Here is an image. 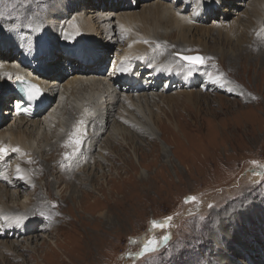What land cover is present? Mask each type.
Masks as SVG:
<instances>
[{
    "label": "rangeland",
    "instance_id": "1",
    "mask_svg": "<svg viewBox=\"0 0 264 264\" xmlns=\"http://www.w3.org/2000/svg\"><path fill=\"white\" fill-rule=\"evenodd\" d=\"M28 1L47 8L44 14L36 10V17L41 15L43 21L57 19L56 27L41 33L40 38L13 34L5 25L7 21L16 24L23 11L22 6L9 2ZM64 1L0 0V39L7 42L3 36L13 35L0 50L13 51L11 63L15 64L19 55H24L23 44L40 43L54 36L40 44V49L54 54L47 55L42 70L57 73L54 80L62 90L33 122L19 129L13 115L0 122L1 128L13 130L15 137L25 132L26 140H32L31 146L23 150L16 141L11 144L9 137L0 138V148L7 150L0 153V162H5L0 186H7L4 193L0 190V226L10 220L35 228L20 233L15 226L0 235V264H264V1L261 25L245 32L241 43L233 34L227 41L226 32L238 22L242 27L248 22L253 0H78L74 10L68 12L62 11ZM160 4L192 20L191 29L179 35L169 20L154 18L162 26L153 33L154 39L184 46L180 47L184 51L173 48L174 63L165 62L163 47L150 46L148 39H142L140 28L135 34L145 48L131 54L130 36L119 29L118 18L124 14L140 15ZM64 13L67 19L56 18ZM79 16L96 26L95 33L98 31L103 43L93 46L102 50L97 67L90 71L93 76L88 83L78 85L72 95L65 85L75 76L72 69L82 65L78 59H83L75 52L77 61L64 63L62 58L74 53L71 50L75 45L65 40L58 46L55 43L65 21L73 25L71 20ZM108 25L114 31L113 42L104 33ZM242 27L240 31L245 30ZM64 30L68 37L67 26ZM73 32H78L76 26ZM28 34L31 36L33 31ZM81 37L87 49L77 48L93 50L94 38L83 33ZM251 39L261 40L260 46L251 48ZM246 48L250 50L240 58ZM144 53L153 54L151 61L147 62ZM196 53L203 56V63L185 61L184 55ZM89 58L85 62L88 66L94 61ZM120 64L126 70L117 71ZM128 72L144 79L137 91H127L123 86L128 81L120 82ZM198 75L201 78L196 81ZM13 91L12 86L1 93L8 96ZM186 92L199 96L190 101L169 100ZM144 94L152 97L149 103H140L138 97ZM128 95H134L136 106L129 105ZM5 104L9 105L10 100ZM7 107L0 108V116L4 112L10 115L7 112L11 106ZM107 107L112 111L108 127L94 130V121H100ZM55 108L59 118L48 125L47 117ZM70 108L76 111L74 121L69 117ZM134 127L152 133V140L130 134ZM85 133L90 137L84 144ZM60 137L76 147L82 144L85 150L65 159V166L77 173L67 177L63 171L66 183L54 184L52 181L61 175L54 165L59 153L46 145H55ZM30 152L43 166L25 160L31 157ZM47 162L50 166L46 168ZM128 165L135 169L127 170ZM16 168L24 175L32 174L35 185H19L12 175ZM39 197L43 202L36 203ZM18 207L23 211L8 214V210ZM26 210L31 216L42 211L51 217L30 218ZM152 240L157 244L150 245ZM5 244L11 249L6 250Z\"/></svg>",
    "mask_w": 264,
    "mask_h": 264
},
{
    "label": "bare ground",
    "instance_id": "2",
    "mask_svg": "<svg viewBox=\"0 0 264 264\" xmlns=\"http://www.w3.org/2000/svg\"><path fill=\"white\" fill-rule=\"evenodd\" d=\"M264 0H253L252 2V6L254 8V10L251 11L253 13H250L249 14V20L247 23H245V25L242 27L241 26V23H236L235 25H233L232 27H230V29L227 31L226 29V33H227V41H231L229 39V37L231 36V34H233L234 37H236L239 41L238 43H241V39L244 38V36L242 35H245V32H248L249 30L251 31L252 29H254L255 27H258L261 25L262 21V10H261V4ZM166 3V2H165ZM10 5H14L15 7H19L22 6L23 8V11H21L19 13V19L17 20L16 24L13 23L11 24L9 21H7L5 23V25H8L7 27L11 30L12 29V33L15 34V33H22L24 34L26 37L28 38H32V37H39L40 34H45L47 31L46 30H50L52 28H55L56 27V23L55 21L57 20H54V19H51L50 21H47V20H41L40 16L41 15H38L36 17V10H38L40 12V14H44L45 10H47V8L44 7V5L42 6L41 4L39 3H33L31 1H28V4H26V2L24 3H11L9 2ZM78 4V0H65L63 3H62V11H65V12H68L70 11L71 9L75 8V5ZM167 4V3H166ZM14 7V8H15ZM67 7H71L70 9H68ZM74 10V9H73ZM53 11V10H52ZM158 12V15L155 16V13ZM52 14V13H51ZM50 15V14H49ZM59 17L56 16V18H59V19H67V15L64 13L63 15H60L58 14ZM36 17V18H35ZM40 17V18H39ZM51 17L54 18V15H52ZM50 17V18H51ZM83 16H79L73 20H71V22H73L74 24L73 25H68V23H66L65 21V24L63 26V28L61 29V32L58 34V38H59V41H58V38H56L57 42L55 43L57 46L59 44V42L65 40V42L69 45L73 42V45H75L71 52H74V53H69L67 56H64L65 58H62V60H64V63H68V62H71L74 60L77 61L78 57L75 56V52H77L78 49L77 47H80V48H84L83 45V39L81 37V34L83 33L84 36L88 37V38H94L93 39V43L94 44H91L92 47L95 46V47H99V46H102V43H103V40H100L98 39V34L96 31L95 33V27L93 26V24H91L90 20L88 18H82ZM35 18V19H34ZM81 18V19H80ZM154 18H159V20H169L171 22V25L172 27H174L175 30L179 31V35H182L183 34V31L184 29L186 28H190L191 29V25H189V23L192 21L190 20V18H188L187 16L179 13L178 11L174 12L171 10V7L170 6H164V5H159V7L157 6H153L152 8L148 9V10H145L143 11L140 15L138 14H135V13H126L124 14L122 17L118 18L120 19V26H119V29L123 30V32H125L126 34H128L130 37V49H129V52L131 54H134L136 53L138 50L142 49V48H145L144 44L142 43V39H148V43L149 45L151 46H159V47H163V57L165 59V62H169V63H174L176 62L177 60H175L173 57H172V53L173 52H176L175 50L177 51H184L183 48H180L181 46L184 47L182 44L180 43H176L175 44H171L170 41H166V40H159V39H154L153 38V33H156L157 31H159L161 29V25H159L157 22H159V20H157L155 22ZM264 18V16H263ZM80 19V20H79ZM77 20L80 22V24H77ZM154 20V22H153ZM67 26V30L65 32V34H68V37H66L64 34H63V31H65V27ZM74 26H76L78 32L77 33H74ZM94 27V28H93ZM244 28L245 30L243 31H240V29ZM100 28V27H99ZM136 28H140V33H141V36L143 37L141 40L139 38H137V35L135 34V29ZM4 29V27H3ZM3 29L1 31H3ZM104 33L106 34V37L109 38V41L113 42V30H111L110 26H105L104 28ZM23 30H25V32H23ZM33 31V34L31 36H29L30 34H28V32H32ZM221 30V29H220ZM219 30V31H220ZM27 32V34H26ZM9 33V32H8ZM5 34V33H4ZM220 35V33H218ZM35 35V36H34ZM140 35V34H138ZM46 36V35H45ZM62 36H65V38L62 39ZM13 37L12 34H7L3 36V38L5 39H8V41L4 42V41H1L0 39V49L6 45V43L9 44L10 41V38ZM54 37V36H52ZM51 36L48 37L47 40H49V38H51V40L53 39ZM16 38V36H15ZM40 38V37H39ZM47 38V36H46ZM231 38V37H230ZM45 39V38H43ZM138 39V40H137ZM236 39V40H237ZM47 40H42L40 43H36V44H27V45H22V46H25V52H24V55L21 54L19 55L20 56V60H16L15 64L14 62L11 63V59L13 56H15V53L13 51L9 52L5 49L3 50H0V104L2 103L3 107L4 106L6 108H9L7 106H11L12 107V99L13 97L11 95L7 96V94L5 95L4 93L2 94L1 91H4L6 92V89H11L12 86L14 87V82L19 78V77H24L26 76L27 74H35L37 76H39L43 81H41V79L37 78L34 76V78L37 80V82L39 83V86L40 88L43 89V94H42V97L43 99H45V104L42 106L44 109L46 107V105H48L50 103V101L54 100L56 97H57V92L59 91L60 93V84H57L55 83V80L54 78L58 75L57 73H54L53 71L51 72H44L45 70H42V67H43V63L44 61H47L45 60V58H47V55H52L54 56L53 52L50 51V50H42L40 48H42V46L40 44H42L43 42L45 43V41ZM252 40V39H251ZM27 41V40H26ZM31 41V40H30ZM253 43L251 45V48H254L253 45H257V46H260V42L258 41H261V40H255L253 39L252 40ZM251 41V42H252ZM28 42V41H27ZM32 43V42H31ZM47 43V42H46ZM17 45V44H15ZM32 47L33 49L29 48L28 47ZM19 46H21V44L19 43ZM34 46H36V50H34ZM256 46V47H257ZM40 47V48H39ZM166 47V48H165ZM14 48V47H13ZM173 48H180V49H175L173 50ZM29 49V50H28ZM74 49V50H73ZM87 49V48H84V50ZM166 49V50H165ZM27 50L29 52H27ZM250 49L246 48L245 50H242V52L239 54V57L242 58L245 56V53L247 51H249ZM102 50H96L94 47H93V50H89V51H78L77 54H79L81 56L82 59H86L88 56L90 57V59L94 60L92 61L91 65L88 66L87 64H85V62L87 61H83L81 59H78L79 61L77 62H81V66L79 68H73L72 70H74V74L75 76L72 77L65 85V88L67 91H69L70 93H72V95H74V91H75V88L80 85L81 83H88L93 70L97 67V63H98V60L99 58H97L99 55H101ZM259 51V50H258ZM128 52V51H127ZM128 52V53H129ZM97 53V54H96ZM100 53V54H98ZM41 54V57L39 56ZM60 54V53H59ZM89 54V55H88ZM93 55V56H92ZM7 56V58L5 57ZM151 56H153V54H149V53H144V57L148 60L147 62L151 61ZM239 57H236V58H239ZM43 58V60H42ZM151 58V59H150ZM133 61L134 58L132 59ZM31 62V63H30ZM75 62V63H77ZM48 63H51V62H48ZM57 63V61H56ZM62 63V62H61ZM53 64V63H51ZM72 64V63H71ZM165 66V65H164ZM34 67V68H33ZM177 67V66H176ZM175 67V69H177ZM67 70L70 71V68L69 67H66ZM117 71H124L126 70V67L124 66V64H120L116 67ZM165 69V68H164ZM175 69L173 71H175ZM192 69H196V68H192ZM192 69H189L190 71H193ZM144 70V69H143ZM65 71V70H64ZM63 71V72H64ZM158 69L155 71V73H158ZM136 72V71H135ZM135 72L134 73H126L125 77L123 79H120V82L121 83H124V81H128V82H125L124 83V89H127V91H137L138 89H140L138 87V84L137 86L135 84H130L129 86H127L126 84L128 83H132V79H134L135 77L137 78V83H140L141 80H144L142 79L141 77L139 76H135ZM172 72V71H171ZM47 73H50L49 76H47L46 74ZM88 73L90 77H87ZM151 76H156L157 75H154V73H149ZM172 74V73H171ZM211 74V73H210ZM212 75V74H211ZM199 77H195L196 81H199L200 78H201V75H198ZM15 78V79H14ZM17 78V79H16ZM54 80V81H52ZM215 81V82H214ZM216 81L217 80H214L213 79V83L216 84ZM6 82V83H5ZM134 83V81H133ZM13 84V85H12ZM141 84V83H140ZM123 84L120 85V87H122ZM126 85V86H125ZM226 86H229L230 87V84H225ZM63 88V87H62ZM45 90H47V94L45 92ZM110 88L107 89V91L109 92ZM62 92V90H61ZM128 93V92H127ZM114 94V93H113ZM113 94H110V95H113ZM131 94V93H130ZM133 94V93H132ZM89 96L92 97V94H88ZM134 96V95H133ZM133 96L132 95H128L126 98H128L129 102H131L129 105L132 106V104L134 106H136L135 103H137L135 101V99H133ZM193 96H199L198 93H189V92H186V93H180V94H177V96H174V97H170L169 100H176V101H179L181 99H184V100H193ZM17 98L19 101H21L22 99L20 98L19 95H17ZM16 98V99H17ZM58 98V97H57ZM90 98V97H89ZM88 98V99H89ZM9 99L10 100V104L9 105H6L5 104V101ZM15 99V100H16ZM138 99L140 100V103L141 102H145V103H149V100L152 99V97L144 94V95H140L138 97ZM12 102V103H11ZM18 105V103H17ZM142 105V104H141ZM148 105V104H147ZM130 106V107H131ZM139 106V105H137ZM49 107V106H48ZM109 108L111 107H107V112L105 113H102L100 116V121L97 122L96 120L94 121L95 123L93 124L94 126V130L95 128H99L100 130L108 127L111 119H112V111L109 110ZM146 109V108H145ZM139 110V109H138ZM57 111L58 109L55 108V112H50L49 116L50 117H47V124L48 125H52V123L54 122V120L56 118H59L57 115ZM140 111V110H139ZM7 113H10V115H5L6 113L4 112V114L2 113V117L0 116V122H5L7 119L10 118L11 115H13L11 118H13L14 120V123L16 124L17 123V127L19 129V127L24 124L26 125L28 122L32 121L33 122V119L35 118V116H38L39 115V111H38V114L36 115L35 113V116L33 117H24V116H21L19 115L16 110H12L7 112ZM85 113V111L83 112ZM76 114V111L73 109V108H70V113H69V117H70V120L71 121H74V115ZM88 113H86L87 115ZM61 116V115H60ZM146 117V116H145ZM119 120V117L117 118V122ZM144 121V120H143ZM125 123V122H122V124ZM147 124V123H146ZM2 126H0L1 128ZM23 127V126H22ZM133 127V126H132ZM41 128V127H39ZM126 128V127H125ZM129 129V128H128ZM127 129V130H128ZM132 129L130 134H134V135H137V136H140V137H145V138H150L152 140V133H148V132H144L143 130H140V129H135L134 128H130ZM13 130L11 129H7V130H3L2 128L0 129V138H3L5 137H9L10 139V143L11 144H15V141L16 143H19L20 146L23 150H26V148H28L29 146H31V138H28L26 140L25 136H23V134L25 132H19V135L17 137H15V134L12 133ZM44 134H48L47 132H45ZM13 135V136H12ZM84 144L85 142L89 139L90 135L88 133H85L84 135ZM13 138H15V140H13ZM47 138H48V135H47ZM59 141V142H58ZM58 143L56 142L55 145H46V146H50V149L52 150L53 147H55L56 149H58L57 151H54L55 153H59V156L57 157L56 160H54V165L57 166V168L59 169V172L55 171L56 173H60L61 175L57 177L56 180L52 181V182H55L54 184L56 183H66L65 181L68 179L67 177L73 175V174H76L77 171L75 169H70V168H67L64 164L65 162V159L71 154V153H79L80 155L82 153H84V146L81 144L80 146L76 147L73 143H64V139L63 137H60L58 139ZM75 141V140H74ZM3 142V141H0V143ZM9 142V141H8ZM59 143H60V147L59 146ZM153 146L155 145V141L153 142ZM58 144V146H57ZM79 144V143H78ZM118 146H122L120 145L119 143H117ZM9 146V145H8ZM45 146V147H46ZM44 147V149H45ZM111 147V146H109ZM114 150V149H113ZM29 151V150H28ZM43 151V150H42ZM110 152V151H109ZM112 152V151H111ZM115 153V152H114ZM26 154V153H25ZM29 154V153H28ZM31 157H29L28 159H25L28 163H35L37 164L38 166H43V165H39L40 163V159H38V156L37 155H33L31 152ZM117 155V154H116ZM2 157V156H1ZM115 160V159H114ZM50 164L47 162L46 163V168L49 167ZM5 167V162L1 161L0 162V176H4L5 174V169L3 170V168ZM56 168V169H57ZM41 169V168H40ZM39 169V171H40ZM44 169V168H43ZM55 169V168H54ZM57 169V170H58ZM135 168H133V165H128L127 166V170H133ZM65 172L67 173V179H64L65 177L63 176V174L61 172ZM43 172V171H42ZM46 172V171H45ZM12 175L14 176L13 179H17L19 181V185H23L24 183L25 184H29L30 182V186H34L35 183H34V179L32 178V174L31 175H24L18 168L15 169V171L12 173ZM41 175V174H40ZM45 175V174H44ZM43 175V176H44ZM48 176V175H47ZM78 175H74V178H77ZM72 178V177H71ZM2 179V177L0 178ZM24 179H26L25 181H23ZM6 181V180H5ZM74 181V180H73ZM47 182V181H45ZM67 183H69L67 181ZM52 186H54L53 183H51ZM73 184H76L73 183ZM8 185H12L11 182L8 183ZM67 185V184H66ZM46 186H50V184H46ZM71 187V186H70ZM7 186L6 185H1L0 186V190H1V193H4ZM44 188V187H43ZM50 188V187H49ZM49 191V190H48ZM54 192V191H53ZM20 194V193H19ZM18 194V195H19ZM54 194V193H53ZM51 195V194H50ZM15 196V194H14ZM43 199V198H42ZM39 200L41 201V197L38 198L37 202H39ZM53 200V198H52ZM74 200V199H73ZM66 201V200H65ZM43 202V201H41ZM53 202V201H52ZM58 202V201H57ZM42 204V203H41ZM44 204V203H43ZM43 206V205H42ZM44 207H45V204H44ZM41 209V208H40ZM42 210V209H41ZM7 211V210H6ZM19 211H23V209L21 207H18V209L16 208H12L10 211L8 210V214H13V213H17ZM28 211L29 210H26L24 213L26 215H29L28 214ZM35 211V210H34ZM37 212V211H36ZM30 218H49L51 217L49 215V213L47 212H42L37 214L34 212V215H29ZM13 217V216H12ZM9 222L6 223H2L1 226H0V235H2V233L6 230V229H9V228H12L11 230H14V227L15 226H18V230L20 229V233L22 231H27V232H33L35 231V228L34 226H32V224L30 226H27V224L25 222L21 223L19 225V222L17 223H13L8 220ZM45 221V220H44ZM3 222L0 220V223ZM46 222V221H45ZM28 223V222H27ZM32 223V221H31ZM34 224V223H33ZM32 226V227H31ZM45 228V225L43 226ZM25 229V230H24ZM16 233V232H15ZM17 234V233H16ZM15 234V235H16ZM20 235V234H18ZM15 245V244H14ZM19 245V244H18ZM4 247L6 248V250H10L11 247L10 245L8 244H5ZM16 247V245L14 246Z\"/></svg>",
    "mask_w": 264,
    "mask_h": 264
},
{
    "label": "snow or ice",
    "instance_id": "3",
    "mask_svg": "<svg viewBox=\"0 0 264 264\" xmlns=\"http://www.w3.org/2000/svg\"><path fill=\"white\" fill-rule=\"evenodd\" d=\"M184 59L191 61V62H194V63H203V58L200 56H195V57L186 56V57H184ZM33 87H35V86H33ZM32 98H33V96L30 95L29 99H32ZM24 111H27V109H24ZM77 143H79V141H77ZM5 151H7V150L4 148H0V153H3ZM14 151H19V149H14ZM165 239H167V237ZM156 244H157V241H155V240L150 241V245L154 246Z\"/></svg>",
    "mask_w": 264,
    "mask_h": 264
},
{
    "label": "water",
    "instance_id": "4",
    "mask_svg": "<svg viewBox=\"0 0 264 264\" xmlns=\"http://www.w3.org/2000/svg\"><path fill=\"white\" fill-rule=\"evenodd\" d=\"M186 56H191V57L200 56V57L203 58V56L201 54H199V53H196V54H188V55L186 54V55H184V57H186Z\"/></svg>",
    "mask_w": 264,
    "mask_h": 264
}]
</instances>
